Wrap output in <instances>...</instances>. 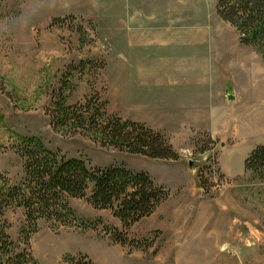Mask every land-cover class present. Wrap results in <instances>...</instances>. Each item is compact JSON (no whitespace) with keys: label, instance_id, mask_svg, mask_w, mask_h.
I'll return each mask as SVG.
<instances>
[{"label":"rangeland","instance_id":"obj_1","mask_svg":"<svg viewBox=\"0 0 264 264\" xmlns=\"http://www.w3.org/2000/svg\"><path fill=\"white\" fill-rule=\"evenodd\" d=\"M217 1L0 0V186L21 179L16 146L34 136L88 167L144 171L168 191L128 226L85 198H66L68 221L30 226L14 205L4 213L14 251L28 248L38 264L78 253L93 264H264V168L244 171L243 163L264 145V56L238 43ZM133 32L150 43L126 66L114 54L132 46ZM81 61L91 63L70 72ZM152 67L161 81L148 85L141 72ZM60 87L68 105L98 94L108 114L159 131L178 158L55 128L49 110Z\"/></svg>","mask_w":264,"mask_h":264},{"label":"trees","instance_id":"obj_2","mask_svg":"<svg viewBox=\"0 0 264 264\" xmlns=\"http://www.w3.org/2000/svg\"><path fill=\"white\" fill-rule=\"evenodd\" d=\"M214 9L235 29L240 44L253 46L264 56V0H218ZM87 63L91 62L72 65L70 72L85 69ZM63 89L60 87L53 95L49 110L55 128L81 129L100 138L102 145L151 159L178 158L163 134L139 121L108 114L98 94L93 95L94 99L91 96L83 103L68 105ZM19 138L16 152L23 159V175L13 185L3 182L0 186V264H38L28 248L13 250L4 213L14 205L23 208L30 226L39 219L68 221L71 209L66 198H85L96 208H109L128 226L153 214L168 198V191L144 171L134 172L124 166L88 167L79 158H66L52 151L39 138ZM243 163L244 171L263 169L264 145L256 146ZM27 238L28 234L25 241ZM64 260L66 264H93L80 253Z\"/></svg>","mask_w":264,"mask_h":264},{"label":"crops","instance_id":"obj_3","mask_svg":"<svg viewBox=\"0 0 264 264\" xmlns=\"http://www.w3.org/2000/svg\"><path fill=\"white\" fill-rule=\"evenodd\" d=\"M129 39L131 41L128 44H130L132 46L126 47L125 48V49H127L126 51H122V52H118V53L114 54L117 57L119 56L118 58L120 59V61L122 63H124L126 66L131 64V60H133L136 57V55H137L135 53V57L133 56L134 58L131 57V55H130V52H132L135 49V47H139L141 43H146V44L150 43L149 39L140 36L137 32H133V34H130ZM236 39L238 40V43L240 44L238 37ZM141 75H143L146 78L147 83L152 81V82H155V83L158 84L161 81V80L159 81V79H160L159 78V73L154 71V67L149 68V69L145 70L144 72L142 71ZM148 85H149V83H148ZM222 91H223V89H222ZM222 91H221V95H222ZM226 96H227V94H226ZM191 129H194V128H191ZM197 130H199V129H197ZM224 174L226 175L227 178L234 177L233 174H231L230 172H227L225 170H224ZM175 255H176V253H175Z\"/></svg>","mask_w":264,"mask_h":264},{"label":"water","instance_id":"obj_4","mask_svg":"<svg viewBox=\"0 0 264 264\" xmlns=\"http://www.w3.org/2000/svg\"><path fill=\"white\" fill-rule=\"evenodd\" d=\"M227 96L226 98L228 99H233V95H232V89H231V86L227 85ZM189 164H191V162H189Z\"/></svg>","mask_w":264,"mask_h":264}]
</instances>
